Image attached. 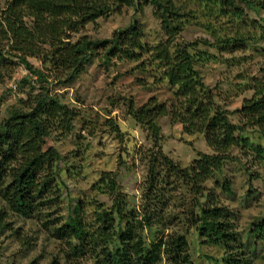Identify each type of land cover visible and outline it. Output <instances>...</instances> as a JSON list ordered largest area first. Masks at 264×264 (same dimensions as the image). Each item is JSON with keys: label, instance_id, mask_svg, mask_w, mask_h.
<instances>
[{"label": "trees", "instance_id": "trees-1", "mask_svg": "<svg viewBox=\"0 0 264 264\" xmlns=\"http://www.w3.org/2000/svg\"><path fill=\"white\" fill-rule=\"evenodd\" d=\"M243 3L247 8L264 10V0H140L138 8L154 7L166 38L152 48L142 45L141 30L135 22L109 40L82 37L67 42L69 33H79L121 6L133 8L135 0H11L0 10V84L16 65L12 57L44 84L39 92L18 100V105L0 121V236L10 232L21 248L32 246L33 238L27 234L22 238L21 232L13 228L11 213L34 219L51 240L61 243L64 264L84 259L92 264H193L186 238L193 228L200 237L221 243L222 264H248L235 215L206 184L213 181L223 195L233 196L230 181L220 183L216 176L229 161H237L232 155L234 149L264 167V148L240 137L248 127L264 135V83L254 80L252 96L243 99L236 112L244 123L237 125L216 103L201 75V69L215 59L211 50L230 55L258 40L235 27L236 22L249 23ZM192 21L210 34L213 43H175ZM259 29L264 27L260 25ZM260 38L264 39V34ZM98 49L105 50L106 63L113 57L137 60L150 53L173 97L162 104L150 99L139 108L131 102L129 105L130 118L152 141V148L140 154L146 175L139 210L127 209L128 195L121 190L115 174L103 172L85 197L86 203L78 199L65 217L58 216L55 211L61 208L60 187L66 188L59 180L62 173L68 177L75 162L63 161L49 142H59L69 135L78 113L48 93L47 76L26 58L43 54L49 70L64 75L69 83L83 72ZM160 118L180 124L188 136L204 135L212 154H198L190 166L182 168L159 147ZM93 125L89 135H93L97 123ZM104 125L123 141L112 120ZM175 184L184 192L181 197L174 195ZM98 197L107 198L109 203L100 202ZM185 197L189 200L186 208L179 206V200L183 198L184 202ZM167 229L170 232L162 235ZM250 234L255 240L264 239V218ZM52 264L60 262L57 259Z\"/></svg>", "mask_w": 264, "mask_h": 264}, {"label": "rangeland", "instance_id": "rangeland-1", "mask_svg": "<svg viewBox=\"0 0 264 264\" xmlns=\"http://www.w3.org/2000/svg\"><path fill=\"white\" fill-rule=\"evenodd\" d=\"M10 1L0 0V10L5 9ZM139 2L140 0H135L133 8L121 6L114 9L107 17L88 24L77 34L69 33L67 42L74 43L82 37L91 41L109 40L114 33L126 29L134 22L141 30L142 45L152 48L160 41H166L160 20L154 14V7L138 8ZM242 8L249 23L236 22L235 27L248 31L258 40L248 43L243 51L230 55H220L211 50L215 59L201 69L203 82L215 95L216 103L229 113L230 121L237 125L244 123L236 112L243 99L252 96L254 80L264 83V39L260 38V34H264L261 30L264 29H259L260 25L264 27V10L247 8L245 3ZM225 22L226 20L221 21ZM196 40L213 43L210 34L205 32L201 25L196 24V21H192L175 38V43ZM104 56L105 50L98 49L83 72L69 83L64 75H57L49 70L43 54L26 58L30 65L47 76L48 93L58 97L62 103L78 113L73 122V131L59 142H49L63 161L68 159L67 161L75 162V168H70L67 173L68 177L62 173L59 180L69 191L66 192L65 187H60L61 208L55 211L58 216L65 217L68 208L78 199L86 203L85 197L89 196L92 185L103 172L115 174L121 190L128 195L127 209L139 210L141 186L146 175L145 163L141 162L140 154L152 148V141L130 118L129 105L131 102L135 108H139L146 105L150 99L162 104L173 97L169 85L162 80V70L157 67L156 62L151 61L150 53L142 54L137 60L113 57L107 63ZM10 59L16 65L0 84V121L10 114L13 106L18 105V100H25L32 92H39L44 87V84L38 82L37 76L19 64L16 58ZM106 120H112L118 126L123 135L122 142L104 125ZM94 123H97L94 133L89 135V128H92ZM157 124L162 137L159 142L162 153L182 168L190 166L198 154H212L204 135L188 136L183 133L180 124H172L169 118H160ZM240 137L248 138L252 145L264 148V135L258 133L255 128L248 127ZM232 155L237 157V161H229L216 179L220 183L224 179L230 181L233 196L223 195L213 181L208 182L206 187L235 215V227L242 238L249 259L248 264H264V239L255 240L250 234L253 226L264 218V167H259L253 158L240 155L236 149L232 150ZM175 187L177 190L174 195H184L181 186L178 188L175 184ZM185 198L184 202H181L183 198L179 200V206L183 205L184 208L189 204H186L189 202L188 197ZM97 199L109 203L105 197ZM10 215L9 221L13 228L21 232L22 238L25 234L33 238V242L30 248L23 249L15 234L4 233L0 236V264H52L57 259L60 264H64L60 257L64 249L61 243L51 240L34 219L16 217L11 213ZM170 230H165L162 235ZM186 238L193 264H222L221 243L200 237L193 228ZM77 264L92 263L84 259Z\"/></svg>", "mask_w": 264, "mask_h": 264}]
</instances>
